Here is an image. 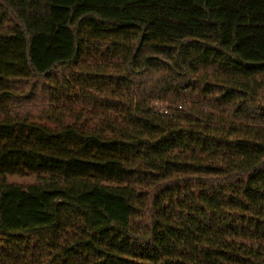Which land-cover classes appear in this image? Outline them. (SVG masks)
<instances>
[{
  "label": "trees",
  "instance_id": "trees-1",
  "mask_svg": "<svg viewBox=\"0 0 264 264\" xmlns=\"http://www.w3.org/2000/svg\"><path fill=\"white\" fill-rule=\"evenodd\" d=\"M0 264H264V0H0Z\"/></svg>",
  "mask_w": 264,
  "mask_h": 264
},
{
  "label": "rangeland",
  "instance_id": "rangeland-1",
  "mask_svg": "<svg viewBox=\"0 0 264 264\" xmlns=\"http://www.w3.org/2000/svg\"><path fill=\"white\" fill-rule=\"evenodd\" d=\"M6 181L10 184H18L26 187L30 184L35 183L37 181V176L34 174H13L6 176Z\"/></svg>",
  "mask_w": 264,
  "mask_h": 264
}]
</instances>
